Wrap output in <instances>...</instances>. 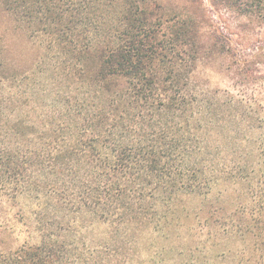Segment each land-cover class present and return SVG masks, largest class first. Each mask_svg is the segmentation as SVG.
Returning a JSON list of instances; mask_svg holds the SVG:
<instances>
[{
    "label": "trees",
    "instance_id": "16d2710c",
    "mask_svg": "<svg viewBox=\"0 0 264 264\" xmlns=\"http://www.w3.org/2000/svg\"><path fill=\"white\" fill-rule=\"evenodd\" d=\"M189 2L195 11L172 18L147 0H0V205L30 196L39 234L11 247L0 230V264H148L134 259L132 228L162 232L182 196L204 203L201 235L188 226L181 264L264 253V223L242 199L244 185H264V107L193 88L199 57L225 53L233 32L213 27L201 0ZM209 2L244 29L264 26V0ZM10 31H25L38 50L25 67L9 54ZM237 69L264 80L254 64ZM233 126V157L224 158ZM219 182L236 185L233 210L208 201ZM88 217L110 228L106 240L91 243ZM239 239L247 244L238 251ZM246 260L264 264L253 252Z\"/></svg>",
    "mask_w": 264,
    "mask_h": 264
},
{
    "label": "rangeland",
    "instance_id": "374dc122",
    "mask_svg": "<svg viewBox=\"0 0 264 264\" xmlns=\"http://www.w3.org/2000/svg\"><path fill=\"white\" fill-rule=\"evenodd\" d=\"M147 1L159 6L166 16L172 18H177L182 11L190 13L195 11V6L191 4L189 0ZM201 1L206 9H208L207 14L212 17L213 27L223 24L225 30L228 28V31L233 33L231 35V41L226 47L227 51H224L225 53H206L199 57L196 63L197 67L194 72V78L192 79L193 88L203 90L204 92L226 91L235 95L238 94L241 97L243 95L249 102L259 99L264 107V80L257 78L256 80L250 81L252 79V77L250 79V73L245 72L242 74L237 69L239 65L245 66V64L251 63L259 68L258 70L260 71H257L258 74L264 73V26L256 22L252 24L253 27L251 30L244 29L241 27L242 18L237 14L229 11L226 12L225 8L216 11V9L211 7L209 0ZM5 19L6 17L0 12V31H3V28H6L8 25V20L5 22ZM210 23L209 21L204 22V26ZM9 34L12 36V53L9 54L16 60L17 64L25 67L36 55H38V50L36 46L33 47L31 45L28 34L25 33V31L17 34L10 31ZM53 52L56 51H50L49 56L52 55V61L54 63L57 58L53 55ZM261 53H263V55H260ZM242 60H247L248 62H241ZM45 66L46 65L43 64V68ZM232 125L233 124L230 126ZM236 129L237 126L229 128L230 132L227 133L228 139H224L226 149L220 155L221 157H233L232 150L234 145L232 142V134L235 133ZM260 132L257 131V134ZM248 135L247 137L246 131L243 130L238 136L241 145H243L242 148H244L242 153L247 152V149L249 151L251 150L250 143H246V139L251 136L250 134ZM234 156H236V154H234ZM227 185L228 184L225 182L215 184L207 198L208 201L211 200L214 203L218 201L228 206L227 208L230 210H233L236 205L239 191H235L236 185L231 184L229 188H227ZM239 187L242 186L239 185ZM256 191L261 193L259 197H256ZM243 192L245 193L242 199L248 206L247 216L258 218L259 222L261 221L263 224L264 201L262 198H264V185L261 188L257 187V185H244ZM254 197L256 199H254ZM33 202L35 203L36 201L30 196H22L16 202H8V204L0 205V226H5L4 228H0V230H2V235L6 238L7 246L17 247L24 241H29L31 243L38 242L39 234L35 225L36 211ZM202 203H204L203 198L199 196H182L180 199L176 200L175 212L167 219L170 226L162 232L158 233L153 228L156 223H152L151 228L134 226L132 230L137 239V249L134 259L139 260L141 263L146 262L148 264H181V253L185 248L183 244H186V242L190 243L188 226L192 224L195 225L197 235H201L202 223L199 222L200 217L196 215V208ZM186 214H190V218H186ZM86 224L89 225L90 228L86 234L92 244H97L98 242L100 243L106 240V234L110 233V228L98 220L95 221L88 217L86 219ZM165 234H167V236ZM246 244L244 240L239 239L233 243V246L239 251L241 248H244ZM252 252L257 255L260 261H264V253L261 254L258 252L256 254V251H251V253L245 256V259L242 258V262L240 261V255H238L235 264L247 263L246 258L251 257ZM218 260V264H227L231 261L222 253H220Z\"/></svg>",
    "mask_w": 264,
    "mask_h": 264
}]
</instances>
